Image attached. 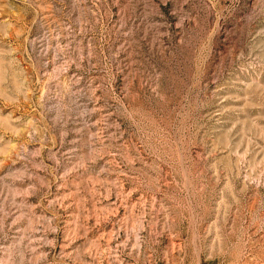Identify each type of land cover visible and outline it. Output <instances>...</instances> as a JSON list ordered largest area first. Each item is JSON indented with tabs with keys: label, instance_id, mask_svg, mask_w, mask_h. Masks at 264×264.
I'll list each match as a JSON object with an SVG mask.
<instances>
[{
	"label": "rangeland",
	"instance_id": "374dc122",
	"mask_svg": "<svg viewBox=\"0 0 264 264\" xmlns=\"http://www.w3.org/2000/svg\"><path fill=\"white\" fill-rule=\"evenodd\" d=\"M0 264H264V0H0Z\"/></svg>",
	"mask_w": 264,
	"mask_h": 264
}]
</instances>
